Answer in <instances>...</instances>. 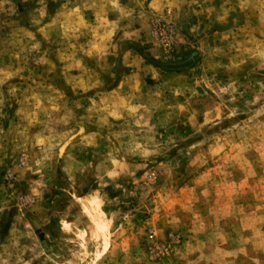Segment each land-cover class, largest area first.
Listing matches in <instances>:
<instances>
[{
  "label": "rangeland",
  "instance_id": "rangeland-1",
  "mask_svg": "<svg viewBox=\"0 0 264 264\" xmlns=\"http://www.w3.org/2000/svg\"><path fill=\"white\" fill-rule=\"evenodd\" d=\"M161 1L153 78L113 93L129 45L45 42L0 0V264H264V31L179 52Z\"/></svg>",
  "mask_w": 264,
  "mask_h": 264
},
{
  "label": "crops",
  "instance_id": "crops-1",
  "mask_svg": "<svg viewBox=\"0 0 264 264\" xmlns=\"http://www.w3.org/2000/svg\"><path fill=\"white\" fill-rule=\"evenodd\" d=\"M119 1L118 8L113 0H62L57 1L54 12L49 10L54 0H5V3L15 7V25H24L19 26L17 32H30L25 25H37L31 33L38 34L45 42L69 36V30L89 32L83 43L86 56L99 58L104 52L103 46H110L107 43L114 39L113 46L124 48L129 45L130 48L120 49V59L134 69L129 70L110 91L117 93L133 83L140 85L144 78H153L155 71L144 64L135 49L140 46L152 54L157 52L150 30L162 5L161 0ZM25 2H28L27 17L23 18L20 14ZM173 14L172 45L179 52L192 48L202 50L208 41L213 40L247 42L264 31V0H219V4L213 0H183V6Z\"/></svg>",
  "mask_w": 264,
  "mask_h": 264
},
{
  "label": "built area",
  "instance_id": "built-area-1",
  "mask_svg": "<svg viewBox=\"0 0 264 264\" xmlns=\"http://www.w3.org/2000/svg\"><path fill=\"white\" fill-rule=\"evenodd\" d=\"M154 33L160 40V44L164 49L170 48L171 27L168 24H157L154 27Z\"/></svg>",
  "mask_w": 264,
  "mask_h": 264
},
{
  "label": "water",
  "instance_id": "water-1",
  "mask_svg": "<svg viewBox=\"0 0 264 264\" xmlns=\"http://www.w3.org/2000/svg\"><path fill=\"white\" fill-rule=\"evenodd\" d=\"M190 64H191V59L188 58L185 61H179L176 63L160 64V65H158V67H160L161 69H164V70L178 71L181 69H186L187 67H189Z\"/></svg>",
  "mask_w": 264,
  "mask_h": 264
}]
</instances>
